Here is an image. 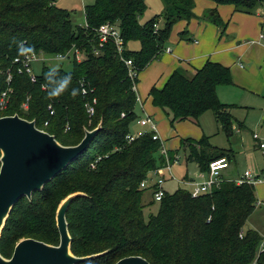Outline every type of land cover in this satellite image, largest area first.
I'll return each instance as SVG.
<instances>
[{
    "label": "trees",
    "instance_id": "trees-1",
    "mask_svg": "<svg viewBox=\"0 0 264 264\" xmlns=\"http://www.w3.org/2000/svg\"><path fill=\"white\" fill-rule=\"evenodd\" d=\"M57 1L0 0V93L12 90L0 118L19 115L34 120L38 128L49 122L46 131L63 146L78 145L85 131L95 129L100 122L103 128L89 149L43 191L17 203L1 234L0 254L10 259L23 239L59 245L57 209L67 196L83 193L67 214L71 251L77 257L103 255L82 264H115L130 256L142 257L150 264H264V251L257 253L262 238L244 228L257 203L254 185L224 180L209 194L196 198L181 187L165 192L156 213L145 214L146 206L156 202L152 199L150 204H142L145 190L140 184L149 171L164 165L160 143L152 139V133L125 142L135 119L136 95L132 88L137 76L165 50L171 28L194 18V1L161 0L164 24L159 27V16L139 24L146 10L144 0H96L85 8L86 26L77 28ZM208 1L216 6L229 5L233 12L246 15H256L264 8V0ZM206 17L224 33L226 25L216 10ZM106 23L115 25L125 46L130 41L140 45L139 50L126 49L121 55L133 63V80L114 42L99 46L96 30ZM179 37L190 41L186 31ZM73 49L85 50L86 58L80 63L72 58L70 72L44 66L35 83L26 73L20 74L19 65L14 63L25 52L55 57ZM83 78L97 99L92 120L81 94L79 81ZM231 83L228 67L206 61L193 75L175 69L165 84L152 87L148 96L171 127L177 122L197 121L210 110L229 137V106L219 102L216 90ZM43 86H47L45 90ZM25 103L27 113L22 110ZM67 126L70 130L65 132ZM180 146L186 162L194 163L198 172H206L210 162L219 158L230 161L229 151L216 149L204 137L181 140ZM173 156L169 153L170 160Z\"/></svg>",
    "mask_w": 264,
    "mask_h": 264
},
{
    "label": "rangeland",
    "instance_id": "rangeland-1",
    "mask_svg": "<svg viewBox=\"0 0 264 264\" xmlns=\"http://www.w3.org/2000/svg\"><path fill=\"white\" fill-rule=\"evenodd\" d=\"M96 0H58L57 6L70 14L71 21L75 28L85 27V8L93 5ZM195 8L193 10L194 19L189 22H179L175 24L169 33L168 39L165 43L163 52L159 58L153 60L144 70L139 78L135 95L136 103L134 106V121L129 125V134L137 135L144 132L136 121L144 115L141 112V105L143 110L152 117L156 124L157 135L164 143V147L171 151L172 154H177L179 157L178 163H173L171 166L170 175L163 172L164 185L163 188L167 192H174L178 188L189 187L184 186L180 181L187 175H193L197 172V167L194 163H187L185 159V151L180 146L181 140L191 139L198 141L202 137L207 138L211 146H216L221 150L232 152L234 161L230 165V177L238 178L245 171H249L252 176L257 177L258 180L254 183L256 209L253 214L248 217L245 224V229L250 227L256 229L262 237V242L257 250L259 252L261 246L264 245V157L255 148V141L253 135L256 134L260 140H264V92L262 94L252 95L241 89V86L230 85L222 86L218 93V100L220 103H226L229 106L230 114L236 123H241L242 129L235 126L231 129V135L227 137L221 128L220 123L215 120L212 111H204L197 119V121L187 120L177 122L171 127L168 119L164 113L153 107L150 101L146 100V96L150 88L155 84L162 86L168 79L169 75L175 68H182L187 66L189 62L195 66V62L190 61L193 56V50H197L194 40L199 41L202 46L211 48V51L217 48L218 45L224 42H232V44H248L246 47L249 51L260 48L255 42L260 34L258 27L260 18L256 16L232 13L229 5L216 6L208 0H193ZM146 5L145 12L139 17L138 22L142 26L148 20L155 16L158 26L163 27V4L161 0H144ZM216 10L219 18L226 25L223 34L212 22L207 19V15ZM260 15H264V8L259 11ZM263 19L261 20L262 23ZM186 31L190 37V41L181 40L179 34ZM220 35H224L218 39ZM198 36V37H197ZM264 40H262V45ZM139 43L137 41H130L126 44V49L131 51L139 50ZM201 47V46H200ZM166 50H169L168 52ZM258 52V51H257ZM39 60L33 63V72L40 76L43 67L51 68L62 67L66 72L72 70V60L66 59L58 61L54 57L40 55ZM243 62V60H242ZM244 63V62H243ZM224 65H229L226 62ZM199 67V66H198ZM177 68V69H178ZM230 68V72L233 71ZM24 105V104H23ZM24 113H27L23 109ZM232 125V123H231ZM1 157V153H0ZM230 159V158H229ZM152 201V191L145 190L142 196V204L147 205ZM157 203L150 204L144 209V213H156Z\"/></svg>",
    "mask_w": 264,
    "mask_h": 264
},
{
    "label": "water",
    "instance_id": "water-1",
    "mask_svg": "<svg viewBox=\"0 0 264 264\" xmlns=\"http://www.w3.org/2000/svg\"><path fill=\"white\" fill-rule=\"evenodd\" d=\"M102 122L93 130H86L76 146H63L54 135L40 130L36 122L19 115L0 118V239L6 222L18 202L32 199L60 173L68 168L90 147L101 132ZM83 193L67 196L56 213L60 243L57 246L35 239H23L15 247L10 259L0 254V264H82L98 257L96 254L77 257L71 251L72 237L67 214L72 203ZM115 264H150L139 256L118 260Z\"/></svg>",
    "mask_w": 264,
    "mask_h": 264
},
{
    "label": "built area",
    "instance_id": "built-area-1",
    "mask_svg": "<svg viewBox=\"0 0 264 264\" xmlns=\"http://www.w3.org/2000/svg\"><path fill=\"white\" fill-rule=\"evenodd\" d=\"M263 25H264V17L262 18ZM155 30L157 29V26L154 25ZM97 35L99 38V46L103 47L108 42L112 41L115 44L116 52L120 56L121 60L124 62L126 68L128 69V76L130 79L136 78V72L133 66V63L130 59H123L122 54L126 50V46L123 44V39L120 36L119 30L115 27V25L111 23H106L100 26L97 30ZM264 40V30L261 29L258 41ZM167 52L169 50H166ZM86 51L80 50V49H73L70 52H68L65 55L58 54L54 58L58 61H64L66 59H74L80 63L86 58ZM98 55L99 53L96 52ZM40 55L42 54H29L25 52L21 58H18L14 61L15 64L19 65V73L23 74L26 73L32 82H36L37 76L33 72V63L42 60L46 61L45 59H39ZM11 81V76L8 78V82ZM80 88H81V94L85 100V109L88 114V117L90 120L94 117L96 113V104L97 99L93 96L94 90L90 87L89 82L83 78L79 81ZM47 86H43V89L45 90ZM132 90L136 91V86H133ZM12 92L11 89H8L6 92L0 93V110H5L9 103V97L8 94ZM137 100V99H136ZM23 109L25 111L28 110V103H25L23 105ZM48 110L50 111L51 115H54L55 112L52 108V106H49ZM124 115L122 114V117ZM91 123V122H90ZM136 124L142 128H144V132L138 133L137 135H130L129 133L125 136V142L126 144L131 143L135 138L140 137L142 135H145L147 133H152V139L156 140L160 143V155L164 158V165L162 167L156 168L154 170H151L148 172L146 178L141 182L140 189L142 190H151L152 191V199L154 202L158 203L163 198L165 191L163 188L164 185V171L167 172L170 175L171 166L173 163H178L179 157L178 155L174 156L172 160L169 158L168 151L163 147L162 142L157 135V128L156 124L153 121L152 117H150L147 114H144V116L136 121ZM49 126V122H45L44 126L42 128H39L42 131H46V128ZM70 130V127L67 126L65 132H68ZM253 140L256 143L257 149L260 152V154L264 157V140H260L256 134L253 136ZM101 158H98L96 162H98ZM93 168H95V165H92ZM229 162L225 157L219 158L217 160H214L210 162L208 170L206 172H199L197 174V180L192 182L187 181H180L181 184H183L186 187H189V192L191 194L192 198H196L199 195L203 194H209L212 189L217 188L218 185L224 181L229 180L223 177V172L228 169ZM258 176L254 177L251 175L249 171L243 172V174L237 178V179H231L229 181H233L236 185L241 184H248V185H254V183L258 180ZM264 183V180L261 181ZM241 237V234H240ZM264 251V249L261 250V252Z\"/></svg>",
    "mask_w": 264,
    "mask_h": 264
},
{
    "label": "crops",
    "instance_id": "crops-1",
    "mask_svg": "<svg viewBox=\"0 0 264 264\" xmlns=\"http://www.w3.org/2000/svg\"><path fill=\"white\" fill-rule=\"evenodd\" d=\"M208 2H210V1H208ZM210 3H212V2H210ZM229 7L232 10L233 14L236 13V12H233V8L231 6H229ZM251 16H256V17L260 18V22H259L258 27L261 30L262 26H263V23H261L262 18H261L260 13L258 12L256 15H251ZM192 19H194V18H192ZM181 22H184V21H181ZM189 22H187L186 24L189 25ZM223 36L224 35H220L218 37V39L222 38ZM194 44H195L196 47H198V49L196 51L193 50V56L190 58V61L195 62V66H192L189 62H187V66L183 65L182 68H181L182 70L186 71L188 74L193 75L196 72V70L200 69L204 65V63L206 61L216 62V63L221 64L224 67H228L229 69L230 68L234 69L233 71L230 72L231 73V82H232L231 85L232 86L233 85L241 86V89H243L244 91H247V93H250V94H252L254 96L255 95L258 96V94H262L264 92V44L262 45V41H258V39H257L255 42H253L252 44H256V45L260 46V48L252 50V51H249L246 48V47L249 46L248 44H240V43L232 44V42L230 43L228 41L224 42V44L218 45L217 48L214 49V51H211L212 50L211 48H207L205 46H202L199 41H195L194 40ZM242 60H243L244 63L242 62ZM226 62H230V66L229 65H224ZM177 68H175V69H177ZM142 73H143V70L141 72H139V74L137 76L138 82L136 84V88H137V85L139 83V78H140ZM162 86H156L154 84L152 87L161 88ZM228 86H230V85H228ZM221 87L222 86L218 87L217 90H216L217 98H218V93H219V90L221 89ZM148 94H149V92H148ZM148 94L146 96V98H147L146 100L151 102V99L148 96ZM222 104L228 106V104H226V103H222ZM141 112H142L143 115L147 114L143 110V105H141ZM228 112L230 114L229 109H228ZM231 119H232L231 129L234 128L235 126H237L240 129L243 128L241 126V123H236L237 121L235 119H233L232 115H231ZM140 128L143 129L142 127H140ZM163 144L164 143L162 142V145ZM163 147H164V145H163ZM213 147H215L216 149H219L216 146H213ZM255 148L257 149L256 144H255ZM166 150L168 151V154L171 153L170 150H168V149H166ZM176 155L177 154H174V156H176ZM174 156H173V158H174ZM232 161H234V156H233V154L231 152L230 153L229 167H228V169H226L223 172V177L226 178V179H229V180L234 179V178L230 177V169H229ZM198 173L199 172L197 170V172L195 174H193L191 176L187 175L186 179H184L185 178L184 177L181 181H187L188 183L192 182V181H196ZM241 175H239V177ZM235 179H237V178H235ZM164 191L167 192L166 190H164ZM167 193H170V192H167ZM255 209H256V207H255ZM250 229L254 230V231H256L258 233V231L256 229H254L252 227H250ZM260 237H261V235H260ZM262 249H264V245L261 246L259 251H261Z\"/></svg>",
    "mask_w": 264,
    "mask_h": 264
}]
</instances>
